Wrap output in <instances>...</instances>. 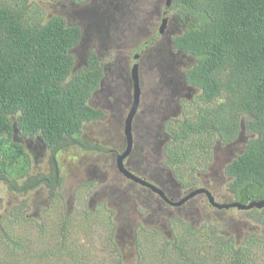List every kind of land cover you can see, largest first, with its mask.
Listing matches in <instances>:
<instances>
[{"label": "trees", "instance_id": "obj_1", "mask_svg": "<svg viewBox=\"0 0 264 264\" xmlns=\"http://www.w3.org/2000/svg\"><path fill=\"white\" fill-rule=\"evenodd\" d=\"M172 2L183 29L171 35V45L168 44L196 60L180 75L184 85L198 89L191 117L183 118L173 130L171 120L165 123L169 136L165 152L172 162L176 181L184 188L199 187L201 181L195 178V172L208 163V158L212 159L213 135L218 134L222 142L229 143L237 132L247 131L252 137L224 166L225 182L234 201L262 203L239 210L244 215H257L264 224V0ZM81 37L78 25L68 24L60 15L44 16L38 0H0V177L9 175L14 181L22 179L20 191L41 187L50 197L59 198L56 194H61L63 176L57 154L71 146L98 153L104 146L103 133L99 142L85 132L90 126H103L96 123L104 118L105 110L91 105L90 100L102 89L109 69L93 51L83 65L74 68L71 50ZM154 39L153 36L144 39L133 53L135 50L138 53ZM165 56L159 57L157 63L173 68L174 57ZM160 69L155 72L163 80ZM161 71L168 77L163 90L178 93L180 84L170 77L173 71ZM20 137L31 141L29 148L16 141ZM40 149L48 152L47 171L30 174L31 152L34 151L35 156ZM176 167L185 168L191 175L184 181L179 180L183 175L177 174ZM84 183L89 189V183ZM209 191L213 195V191ZM83 213L82 224H79L84 235L82 241L71 238L75 226L71 218L59 213L53 220L65 251L78 245L87 251L94 248L98 256L100 250L111 249L120 263L121 254L111 241L112 222H107L111 231L101 237V241H107L99 249L91 244L97 237L90 235L95 230L90 213ZM171 223L174 225L171 241L163 239L154 226L137 231L138 235L148 236L137 243L138 253L144 254L157 242L159 255L170 264H209V261L210 264H264L256 260L260 247L256 250L259 243L253 241L261 236L245 234L244 243L236 244L218 229L209 232L203 225H189L181 217H173ZM36 224L42 230L41 223ZM86 237L92 240L85 241ZM83 241L87 247L83 246ZM73 259L76 264L89 260L77 255Z\"/></svg>", "mask_w": 264, "mask_h": 264}, {"label": "rangeland", "instance_id": "obj_2", "mask_svg": "<svg viewBox=\"0 0 264 264\" xmlns=\"http://www.w3.org/2000/svg\"><path fill=\"white\" fill-rule=\"evenodd\" d=\"M165 2L166 0H38L44 11V16L60 15L68 24H75L81 28V41L71 50L74 68L83 65L86 56L92 51L96 52L107 68L109 66V70L102 81V89L94 96L95 98L90 100L91 105L99 101L105 110L110 107L112 112L107 109L105 117L96 123V125L103 123V125H107V128L90 126L85 132L89 138L96 141L103 139L102 133L103 136L106 134L107 140H112L109 142V148L118 146L113 142L112 136H115L114 131L118 133L122 130L123 121L121 124L117 122L113 113L117 102H124L129 97L131 99L133 88L131 68L134 63L137 65L136 74L141 94L153 96L156 92L155 85L159 89L165 87L164 80L168 79L167 75L162 74V71L159 73L163 80L159 81V77L155 75L156 66L161 68L160 70L163 68L162 64L157 63L159 57L163 56L162 59L167 57L165 55L174 57V70L170 74L173 80L180 79L182 67H190L196 62L191 56L184 55L170 47L169 37L174 32L179 33L183 29V25L176 18L178 12L172 0L168 6ZM159 30H162L163 35L158 34L157 31ZM153 33H156L154 42L156 44L152 45L153 51L149 47L140 46L142 48H139L143 52L137 53L135 50L133 53V49L137 48L141 41L149 38ZM122 52L125 53V56L121 54ZM120 54L122 57L119 58ZM133 55H135L134 58ZM117 58L119 59L116 60ZM150 76L152 78H149ZM197 91L196 88L192 89L182 84V91L177 97L178 105L174 107H178L177 111L173 110L174 108L171 109L168 104L165 105L168 106L170 114L166 116L167 119L161 120L164 135L167 131L166 122L171 120L170 127L172 126L171 129L173 130L176 120L181 121L185 117H191L190 112L193 110V100ZM107 93L116 102L112 108V103L105 99ZM105 102L108 103L107 106ZM125 111L127 112V108ZM138 115L143 117L147 115V112ZM156 118L159 119L160 115H154L153 119ZM111 122L115 130L108 128L112 126ZM251 137L249 132L242 130L240 133H236V138L225 143L222 142L220 135H213L210 142V149L213 152L212 159L208 158V163L206 162L198 170V173L195 172L196 176H194L200 179L201 185L213 191L216 202H234V195L226 187L224 166L243 150L247 140ZM107 140L105 139V141ZM16 141L24 143L27 148L31 145V141L23 137L16 139ZM118 148L121 149V147ZM47 153L45 149H40V152L30 159L29 173L47 171ZM56 157L58 162L62 164L63 176V187L59 192L61 194H56L59 198H56L55 195L50 197L45 189L37 187L34 190L21 192L18 197V201L22 204L21 207L18 210L10 211L5 193H0V263L76 264L73 256L77 255L80 258L87 257L89 259L85 264H170L165 261L164 256L159 255L160 250L157 248L159 246L157 242H153L151 249H147L144 254H139L137 243L143 242V238L148 236L143 235V237L136 232L154 226L157 227L159 233H162L163 239L166 238L167 241H171V228L174 226L171 219L174 215L169 216L170 213L165 211L166 215H156L151 219L153 213L149 209L147 198H144L142 203L139 198L136 200L134 197L129 198L120 193L118 188L122 184L118 183L116 186L117 173L114 167L108 168L111 160L103 153L85 152L71 146L57 154ZM151 159L154 165H157L158 160H161L155 154L152 155ZM176 169L177 174L183 175L181 178L178 177L179 180L184 181L191 175L183 167H176ZM93 181H95L94 184ZM161 181L163 180L160 179ZM84 182L89 183V189ZM172 182L180 181L172 180ZM188 188H192V186ZM186 207L193 208L191 214L184 215V222H188L189 225L201 224L209 232L218 229L224 236L234 239L236 244L240 241L242 244L244 243L245 234L253 237L261 236V239L255 238L253 241L259 243L255 246L256 250L260 247V250L256 252V260L264 261V224L259 222V219L256 218L257 215H244L241 210L235 207L213 213L211 212L213 209L209 207L203 194L196 196L192 200V205H189V202L181 205L183 210ZM160 209L156 208V210ZM7 211L8 216H5ZM83 211L90 213L95 230L89 234L97 237L91 244L99 249L101 244L107 241V239L101 241V237L106 236L111 231V225L107 222H112L114 235L111 241L121 254L120 263L116 261L118 255L111 249L100 250L101 254L98 256L94 248L87 251L78 245L73 250L65 251L67 249L62 246V237L57 232L53 220L57 219L59 213L71 218L72 222L75 223L71 238L82 241L84 235L79 227L82 224ZM177 215L183 217V212L180 211ZM207 215L213 217V220L204 223ZM36 223H41L42 230ZM87 225L91 227L90 224ZM90 240L92 237L85 238V241ZM85 241H83V246L87 247L88 244ZM58 252L63 253L62 256ZM69 252L71 253L68 256ZM208 263L210 264V261ZM171 264L178 263L172 262Z\"/></svg>", "mask_w": 264, "mask_h": 264}, {"label": "flooded vegetation", "instance_id": "obj_3", "mask_svg": "<svg viewBox=\"0 0 264 264\" xmlns=\"http://www.w3.org/2000/svg\"><path fill=\"white\" fill-rule=\"evenodd\" d=\"M163 14H165V12H163ZM157 32L159 35H163L161 33L162 30ZM152 36L154 39L156 33L151 34V38ZM154 42L155 39L152 42L145 45L143 48L149 47L153 51L152 45L156 44ZM140 52L142 53L143 50L139 49V53ZM121 54L125 56L124 52H122ZM134 56L135 55H133V58ZM120 57L122 56L120 55L119 58ZM119 58H117L116 60H118ZM184 68L186 67L185 66L182 67L180 71H182ZM158 69H159L158 66H156L155 70ZM162 70L170 72L173 71L174 68L169 69L163 66ZM155 75L159 77L158 73H155ZM108 77L110 78L109 74ZM180 77L181 79L175 80L177 83L180 84L179 91L176 94L170 92L168 93L164 91L166 89L163 90L164 87L159 89L158 86L155 85L154 89L156 90V92H154L153 96H150L148 94H143V93L141 94V89L139 86L140 91L138 93L136 108L132 116L130 127L128 128L127 131L125 130V121L127 114L132 106L133 93L131 94V99L130 97L128 98V100L125 99L126 102L125 100L124 102H120V103L117 102V106L115 112L113 113V117H115L117 119V122H119L120 124L123 121V125H122V130L119 131L118 133L114 131L115 136L112 137H113V142L118 146L117 147L115 146V148H109L110 147L109 142H111L112 140L111 139L107 140L105 134L106 138L104 137V141L102 140L104 146H102L103 148L101 150L98 149L100 151L99 153L105 154L106 157H108L111 160V163H109L108 168L109 169L110 168L112 169V167L115 168V171L117 173L116 174L117 180H115V182H117L116 186H118V183L122 184V186L118 188V191L129 198L134 197L136 200L140 199V201H142L144 198H147L149 209L153 213L151 219H153V217L156 215H162V214L166 215L165 211L170 213L169 216L174 215L173 216L174 219H178V217L180 216H178L177 214L178 212L182 211L183 217L181 218L184 219L185 214H191L193 207L192 208L186 207V209L183 210V208H181V205L187 202H189V205H192V200H194L196 196L200 194H203L207 198L205 193H196L187 198L186 196L188 195V193L199 187H202L203 189H206L208 192H210L209 189H207L204 185H200L199 187L193 189L192 188L184 189L179 185L178 182L175 183L172 182V180H176L174 176L175 172L173 170L172 162L168 160L167 154L165 152V148H166L165 143L166 141L169 140V136L163 134L161 120L163 118L167 119L166 116L170 114L168 106L165 105L168 104L171 107V109H173L178 105L177 97L178 95H180L182 91L181 85L182 84L184 85L183 77L181 75L179 76V78ZM149 78H152V76H150ZM159 81H160V77H159ZM105 99L106 100L108 99L110 103L113 104L116 103L113 102L114 101L113 97L108 93L105 95ZM166 101H170V102L166 103ZM106 104L108 103L105 102V105ZM93 106L103 107V105L99 101H97ZM126 108H127V112L125 111ZM177 108H174L173 110L177 111ZM105 111H107V108ZM143 112H147V115H144L143 117L138 115L139 113H143ZM153 114L160 115V118L153 119L154 117ZM103 117H105V113ZM178 126H179V121L176 120L174 123V128H177ZM105 128H107V125ZM108 128L115 130L113 128V124L111 127ZM105 139L107 141H105ZM106 144H108V146H105ZM118 147H121V149H119ZM151 149L153 150L151 151ZM153 154L161 158V160H158L157 165H154L152 163L151 157ZM31 155L32 156L30 159L34 157V152H31ZM119 165H121L120 167L121 170L119 169ZM196 172L198 173V171ZM160 179H162L163 181L160 182ZM22 182H23L22 179L14 181V178L10 177L9 175L0 177V193L1 194L5 193L10 211L18 210L22 205L20 201H18L19 194L21 195V192L23 193L27 192V191H20L19 187L22 184ZM185 197L186 199L182 203L178 205L174 203ZM219 203L220 205L225 204L224 202H219ZM208 204L209 207L213 209L211 210V212L213 213H215L216 211L222 212L223 210L229 208V206L228 207L222 206L218 208L210 203ZM156 208H161V209L156 210ZM5 216H8V211L5 214ZM212 220L213 217L207 215L206 218L204 219V223L205 222L209 223Z\"/></svg>", "mask_w": 264, "mask_h": 264}, {"label": "water", "instance_id": "obj_4", "mask_svg": "<svg viewBox=\"0 0 264 264\" xmlns=\"http://www.w3.org/2000/svg\"><path fill=\"white\" fill-rule=\"evenodd\" d=\"M166 6H168L170 4V0H166L165 2ZM165 20V19H164ZM160 31V30H159ZM136 68H137V65L134 64L132 65V68H131V80H132V83H133V89H132V93H133V99H132V106L127 114V117H126V121H125V130L127 131L128 128L130 127V124H131V121H132V116L134 114V111H135V108H136V103H137V99H138V93H139V85H138V76L136 74ZM121 165H119V169H120ZM121 170V169H120ZM196 193H205L206 196H207V201L208 203L220 208L222 206H225V207H235V208H238V209H242V208H250L252 206H260V204H262L261 202H257V201H251L247 204H242V203H239L238 201H234V202H228V203H225L224 205H220L219 202H216L214 200V197L210 194V192H208L206 189H203L202 187H199L197 189H194L193 191H191L190 193H188V195L186 196L187 198L192 196L193 194H196ZM185 198H182L181 200L177 201V202H174L175 204H180L182 203L185 199Z\"/></svg>", "mask_w": 264, "mask_h": 264}, {"label": "clouds", "instance_id": "obj_5", "mask_svg": "<svg viewBox=\"0 0 264 264\" xmlns=\"http://www.w3.org/2000/svg\"><path fill=\"white\" fill-rule=\"evenodd\" d=\"M133 89V88H132ZM139 91H140V89H139ZM133 92V91H132ZM99 153V152H98Z\"/></svg>", "mask_w": 264, "mask_h": 264}]
</instances>
